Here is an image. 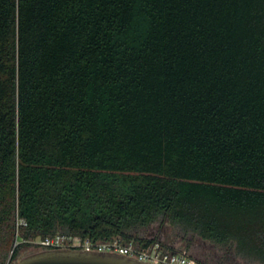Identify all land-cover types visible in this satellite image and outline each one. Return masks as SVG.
Instances as JSON below:
<instances>
[{"label": "trees", "instance_id": "1", "mask_svg": "<svg viewBox=\"0 0 264 264\" xmlns=\"http://www.w3.org/2000/svg\"><path fill=\"white\" fill-rule=\"evenodd\" d=\"M158 219L264 264V0H0V264Z\"/></svg>", "mask_w": 264, "mask_h": 264}, {"label": "rangeland", "instance_id": "2", "mask_svg": "<svg viewBox=\"0 0 264 264\" xmlns=\"http://www.w3.org/2000/svg\"><path fill=\"white\" fill-rule=\"evenodd\" d=\"M142 232L148 236H156L180 250H186L209 264H263L235 253L228 245L202 238L195 232H184L179 226L168 220H155L144 228ZM34 241L40 243L39 238H35ZM16 242L18 241L16 240ZM33 242L18 246L15 256H12V251H10L5 264H17L20 256L38 246Z\"/></svg>", "mask_w": 264, "mask_h": 264}, {"label": "built area", "instance_id": "3", "mask_svg": "<svg viewBox=\"0 0 264 264\" xmlns=\"http://www.w3.org/2000/svg\"><path fill=\"white\" fill-rule=\"evenodd\" d=\"M40 243L48 246H79L84 248L109 249L131 254L141 259L159 264H209L197 258L186 250H171L163 245L160 239L141 245L133 240L123 241L120 238L113 240H93L79 235L55 234L40 239Z\"/></svg>", "mask_w": 264, "mask_h": 264}, {"label": "water", "instance_id": "4", "mask_svg": "<svg viewBox=\"0 0 264 264\" xmlns=\"http://www.w3.org/2000/svg\"><path fill=\"white\" fill-rule=\"evenodd\" d=\"M17 264H159L116 250L53 246L29 251Z\"/></svg>", "mask_w": 264, "mask_h": 264}]
</instances>
